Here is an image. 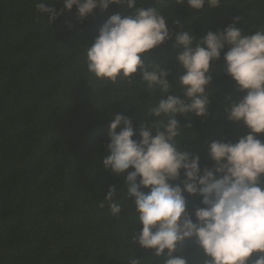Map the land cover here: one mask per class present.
I'll list each match as a JSON object with an SVG mask.
<instances>
[{"label":"trees","instance_id":"16d2710c","mask_svg":"<svg viewBox=\"0 0 264 264\" xmlns=\"http://www.w3.org/2000/svg\"><path fill=\"white\" fill-rule=\"evenodd\" d=\"M36 2L0 0V264H128L130 257L142 264H164L153 258L154 250L133 242L142 225L127 198L126 173L114 174L101 163L110 155L114 117L130 118L133 139L139 141L140 127L155 119L148 109L158 96L147 91L146 83L113 84L96 79L86 68L87 49L100 26L111 15L126 16L133 9L110 5L82 20L74 6L51 25L50 14L38 12ZM141 3L166 14L172 39L152 50L151 58L171 70L173 88L179 72L177 20L184 30L191 27L196 42L209 31L223 30L234 17L241 18L237 26L245 34L264 29V0H223L218 8L206 4L201 10L176 0L164 5L136 0V7ZM52 7L59 12L63 0ZM227 50L211 64L213 80L206 94L215 102L208 115L180 117L185 136L180 150L199 155L202 169L215 167L208 155L213 141L237 142L249 132L243 122L227 118L226 106L246 95L226 73ZM257 135L264 140V134ZM183 179L182 171L173 184ZM113 185L122 208L118 216L104 199ZM184 194L188 211L203 207L201 197ZM176 255L203 259L193 240Z\"/></svg>","mask_w":264,"mask_h":264},{"label":"clouds","instance_id":"9594fccd","mask_svg":"<svg viewBox=\"0 0 264 264\" xmlns=\"http://www.w3.org/2000/svg\"><path fill=\"white\" fill-rule=\"evenodd\" d=\"M63 2L59 12L52 7L55 0H38L35 7L47 17L50 14L51 25L74 6L82 20L110 5L133 9L126 16L111 15L86 53V68L96 79L113 84L126 80L130 87L146 83L147 91L158 96L148 109L155 119L140 127L139 141L133 139L136 130L130 118L123 114L114 117L107 144L110 155L101 161L114 174L126 173L127 198L142 225L133 242L154 250L153 258L164 264H264V140L257 135L264 134V29L245 34L237 26L241 18L234 17L223 30L209 31L196 42L191 27L184 30L177 20L181 30L175 34L174 47L179 49L175 65L179 72L173 88L168 80L171 70L165 71L151 58L152 50L172 39L164 11L146 8L144 3L136 7V0ZM156 3L164 5L167 0ZM176 3L201 10L206 4L218 8L223 0ZM226 46V73L246 93L226 106L227 118L243 122L249 132L237 142L213 141L208 155L215 167L202 169L199 155L180 150L185 137L180 117L208 115L215 102L206 94L213 80L211 64L221 58ZM182 171L184 179L174 185ZM185 192L201 197L203 207L188 211ZM104 199L118 216L122 208L114 185ZM189 240L201 250L203 259L189 261L176 255ZM128 264L142 261L130 257Z\"/></svg>","mask_w":264,"mask_h":264}]
</instances>
